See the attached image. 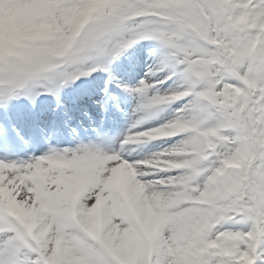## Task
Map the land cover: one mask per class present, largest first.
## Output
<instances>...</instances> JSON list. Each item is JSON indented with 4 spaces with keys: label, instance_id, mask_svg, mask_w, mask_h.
<instances>
[{
    "label": "snow or ice",
    "instance_id": "snow-or-ice-1",
    "mask_svg": "<svg viewBox=\"0 0 264 264\" xmlns=\"http://www.w3.org/2000/svg\"><path fill=\"white\" fill-rule=\"evenodd\" d=\"M42 97L0 264H264V0H0V108Z\"/></svg>",
    "mask_w": 264,
    "mask_h": 264
},
{
    "label": "rangeland",
    "instance_id": "rangeland-1",
    "mask_svg": "<svg viewBox=\"0 0 264 264\" xmlns=\"http://www.w3.org/2000/svg\"><path fill=\"white\" fill-rule=\"evenodd\" d=\"M64 93H63L62 96L67 95V94H64ZM21 100H23V99H21ZM21 100L13 102V104L8 109L0 108V127H4V128L8 129V135L6 137H0V160H3V159L28 160L30 157H32L34 155L35 156H40V155H42L45 152V151H42L41 149H39V151L28 153L26 155H22L21 152L23 151V149L25 147L32 148L33 146H37V145H32V144H29L27 146L21 145L17 141L16 134L14 136L11 134L10 128L15 130V133H16V131H19V133L24 137V139L28 140V141H30L33 136H36L38 134H36L35 132H32L31 135L29 137H27L26 135L23 134V132L21 130H16L14 127H11V124H10V127H5L4 126V121H6V115H10L11 114L9 110L12 109L13 107H16V106L19 107V104H20ZM68 109L74 111L76 109V107L72 105ZM61 112H62V110L60 112L57 111V113H56L57 117L61 116ZM9 120H11V119H9ZM11 122H12V120H11ZM44 123H48V121H46ZM84 123H85V125H87L88 122H87L86 119L84 120ZM25 130H27V129L25 128ZM14 137H15V139H14ZM62 146H64V145H62ZM8 150L10 151V154L7 152ZM14 150H17V151L20 150V152L17 153Z\"/></svg>",
    "mask_w": 264,
    "mask_h": 264
},
{
    "label": "bare ground",
    "instance_id": "bare-ground-1",
    "mask_svg": "<svg viewBox=\"0 0 264 264\" xmlns=\"http://www.w3.org/2000/svg\"><path fill=\"white\" fill-rule=\"evenodd\" d=\"M75 93V92H74ZM76 94H74V96H75ZM74 105V104H73ZM83 105H80L77 109H75L74 111H72V110H69V112H70V114L71 115H73L76 119H73V121H72V124H73V126H75V122H77V119H80V118H82L81 116H80V113H81V111L83 110ZM114 116H115V118L117 119V120H119L120 121V124H121V126H123V124H124V121H123V119L121 118V115H120V113L119 112H115L114 113ZM60 119L62 118L63 119V117L62 116H60L59 117ZM43 124H45V123H43ZM19 128V127H18ZM45 134H49V133H51V131H52V129L48 126V127H46L45 129ZM22 132H23V134L24 135H26L27 137H29L30 135H31V129H27V130H25V129H22L21 130ZM65 131H67V129H65ZM39 135L40 134H38V135H36V137H39ZM29 149V150H28ZM39 149H41L42 151H46L47 150V146L45 145V144H37V146H33L32 148H27V147H25L24 149H23V151L21 152V154L22 155H26V154H28V153H32V152H36V151H39ZM15 152H17V153H19L20 152V150H14ZM9 154H10V151L8 150L7 151Z\"/></svg>",
    "mask_w": 264,
    "mask_h": 264
}]
</instances>
